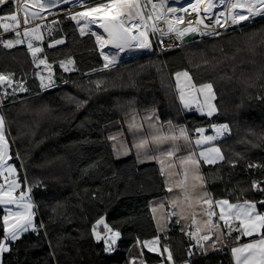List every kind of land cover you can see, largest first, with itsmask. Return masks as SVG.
<instances>
[{"label":"trees","instance_id":"16d2710c","mask_svg":"<svg viewBox=\"0 0 264 264\" xmlns=\"http://www.w3.org/2000/svg\"><path fill=\"white\" fill-rule=\"evenodd\" d=\"M13 12L15 6L7 5L0 17ZM58 12L53 22H46L53 29L42 45L44 58L54 67L55 86L44 90L34 79L28 83L30 93L3 103L13 154L23 160L16 163L21 183L33 189L38 224L46 230L23 234L11 243L10 253L0 255V263L235 264L231 248L247 241H237L236 232L228 237L229 247L206 254L195 248L192 230L181 231L169 211L170 230L159 233L151 205L168 193L164 177L155 163L139 165L134 156L116 160L106 127L149 110H157L164 123L186 125L193 137L200 129L212 133L227 124L231 135L219 141L225 161L202 164L210 193L214 200L253 203L264 214V17L215 38L200 37L163 56L154 44L149 54L105 68L94 36L81 34L74 11L63 7ZM4 33L0 27V74L36 77L28 47L7 49L3 41L12 35ZM154 38L150 34L151 43ZM68 60L74 61V72L59 65ZM183 70L197 85H213L216 116L182 108L173 77ZM3 217L0 209V242L5 238ZM101 218L120 233L114 244L104 225L96 224ZM151 241H158L159 253L147 248L145 242ZM135 244L142 246L141 260L129 257Z\"/></svg>","mask_w":264,"mask_h":264},{"label":"snow or ice","instance_id":"6c2138e0","mask_svg":"<svg viewBox=\"0 0 264 264\" xmlns=\"http://www.w3.org/2000/svg\"><path fill=\"white\" fill-rule=\"evenodd\" d=\"M70 0H45V2L41 3L40 0H36L35 6L40 8L41 10L46 7L54 6L56 3H68ZM6 3V0H0V5ZM151 4L152 11L147 14L145 17L142 9L147 8V5ZM204 4L203 12L208 16V19L213 20L216 25L219 27H224L227 23L228 19L231 20V24H238L240 21L249 20L250 17L262 16L264 17V0H195V3L189 4V8H191L192 12L197 13L199 17L200 14V5ZM217 7H221L222 10L220 12H214L213 10ZM164 8V2L161 0L159 5L152 3V0H147L146 4H141V0H99L98 3L95 4L94 7H91L85 11H81L76 13L72 18L77 19L80 18L85 21L84 27L81 28V34L84 33V28H87L89 24L97 23L96 17H100V27L107 33V39L104 38L103 35L95 34L96 40L101 46L105 44H111L112 47L119 49L120 51H124L126 47H131V41L137 40L138 37H144L143 40L139 41L140 47H149L147 43L146 37V29H147V21L153 19V15H155L156 20L164 19L167 23V29L169 32L176 31L177 36L182 38L186 33L196 31V28L187 27L184 29L174 28L173 23L165 16L162 9ZM20 11L24 13V24L27 25L29 23V12L27 5H23ZM177 11H187V9H175V8H167L168 13H176ZM225 13H227V17H225ZM210 14V15H209ZM32 18H36L40 16V12H32ZM224 17V23H221V18ZM177 21L182 22L183 17H173ZM4 20H10L12 23H2ZM197 23H203V18L198 19ZM188 24L191 25L192 21L189 20ZM0 27L3 28L5 32L9 30L19 29L20 24L18 20V16L16 12H13L9 16L0 17ZM143 27L145 31H139L138 34H133V29H140ZM205 27H209V25H205ZM156 25H152V31H157ZM36 29H32L33 33H36ZM25 36L29 35V30L27 28L24 29ZM207 35H220L219 32H208L205 33ZM16 35L19 36L20 32L16 31ZM37 40L40 39V36L37 34L35 36ZM255 34H253L250 39H254ZM16 43H22L21 40H17ZM57 43H62V41H57ZM261 43H264V39L261 40ZM6 47H12L13 42L9 40ZM28 48L32 50V55L35 57L37 52H40V48L33 49L32 43H28ZM103 54V53H102ZM104 59L106 61L104 67H114L116 64L117 57L112 55L111 57L108 55H104ZM70 62V61H69ZM40 63H45L44 60H40ZM67 70V69H65ZM183 75L189 78L187 72L177 73V77ZM12 77L10 75L5 76L0 74V85L11 86ZM99 87V85H97ZM195 91L198 93H202L205 95V102L209 104V112L208 115H212V113L216 110L215 106L210 103V100L215 99V94L213 92V85L211 83L203 84L197 87L195 84L190 85ZM20 90L24 91L23 86H20ZM184 99L183 94H181V100ZM185 107H188V104L185 103ZM150 120L151 117H148ZM135 118H133V121ZM3 117L0 116V170H3L7 167L9 173H14L15 169L11 166H6L5 159L7 157V145L4 140L3 133ZM130 128L133 131L139 130L138 126L133 124L130 125ZM228 130V125H222L216 129L217 134H221L223 131ZM203 132V129L198 130ZM180 136L184 139H187V135L183 129L180 130ZM115 139V137H113ZM149 139L151 143L155 144L158 148L164 144H167L169 141H176L178 137L176 135H168L157 132L153 134L150 138L145 137L135 146L137 148H144L148 145ZM215 139L213 136L204 137L205 141H211ZM201 140H197L196 144H201ZM176 147L173 146L171 149L167 151V155L169 157L175 154ZM211 151L217 153L219 159H224L223 155L220 154L219 148L211 149ZM201 156L205 154L201 152ZM207 159V157H205ZM191 162L193 164L197 163V161L193 160L191 156L186 158V160L182 161V163ZM208 162H212L209 160ZM185 177H187V171L184 173ZM15 187H18V184L15 180H12L8 185V190L5 191L3 185H0V204L4 205H14L17 204V200L12 196V191ZM171 191V189H169ZM21 200L24 198V193L20 194ZM204 203L209 206V210L206 212L207 216V225L209 227V235H204L202 237H197L196 233H191L193 239H196L197 244H200L201 240H209L211 239V235L215 234L213 232L214 229L219 228V224L213 222L212 217L216 215L213 211H211L212 201L210 199H205ZM216 205L220 208L218 220L223 221L224 228L227 229L226 235L231 236L233 231L240 233L235 239L239 240L241 237H258L256 239L250 240L248 243H244L239 247H233L231 252L235 258V264H264V214H261L256 210L255 204H251L245 201L244 204H230L227 200L224 201H216ZM22 207L25 209V212L14 213L11 214L15 217L14 220L10 222V216L5 215L3 217V230L5 232V241L7 240H16L20 233L27 232L29 228L32 226V213L28 211L32 206L31 204H23ZM155 211V209H154ZM238 222L235 225L234 223ZM97 225L103 224L104 228L108 233H111L110 243L114 244L117 237H119L120 233L118 231H113L108 227L106 223H104L103 218L96 222ZM199 231V229H197ZM93 233L96 235V238L99 240L100 234L96 232V226L93 227ZM220 235H225V233H221ZM217 241L220 239V236L216 237ZM158 241L145 242L146 244L156 243ZM105 243L108 244L109 240H105ZM202 247V245H201ZM212 247H216V242L214 241ZM8 247L6 243L0 242V253L8 251ZM152 250V249H150ZM164 251L168 253V259H172V254L167 247L164 248Z\"/></svg>","mask_w":264,"mask_h":264},{"label":"crops","instance_id":"0c3cea01","mask_svg":"<svg viewBox=\"0 0 264 264\" xmlns=\"http://www.w3.org/2000/svg\"><path fill=\"white\" fill-rule=\"evenodd\" d=\"M2 5H0L1 7ZM97 43V42H96ZM187 72L191 81L188 77L180 75L177 77V73ZM174 77V85L178 95L179 102L182 108L188 112H196L202 116H207L213 118L218 114L217 107V94L213 87V92L215 94V99L210 100V103L215 106V111L212 115H208L209 104L205 102V95L195 91L190 85H197L191 74L187 70L177 72ZM181 94H183L184 99L181 100ZM185 103L188 107H185ZM148 117H151L149 120ZM133 118L135 120L133 121ZM135 123L139 130L133 131L130 125ZM183 129L187 135V139L180 136V130ZM108 131L109 140L111 142L113 155L116 160L121 161L128 159L130 157H135L139 165H146L155 163L158 165L163 177L165 185L168 189L166 196L159 198L152 202V212L158 231L161 235L167 234L170 230V212L174 211L177 221L180 224V229L183 232L192 230V233H196L197 237H202L204 235H209V227L206 223L207 216L206 212L209 210V206L204 203L205 199H210L213 203L211 206V211L216 213L212 217L213 222L219 224V228L214 229L215 234L211 235L209 240L202 241V252L206 254H211L219 250L226 249L229 247V238L231 236L226 235L227 229L224 228L223 221L218 220L220 208L216 205V201H224L228 199L214 200L212 194L210 193L207 180L205 178L202 164L207 165H217L225 161V156L220 146V139L217 134L216 127L212 129V133L207 132L204 129L203 132H199L197 136L193 137L190 130L186 125H174L173 123H164L161 120L160 114L157 110H149L145 112H135L126 116L122 121L114 122L106 127ZM160 132L162 134L176 135L178 139L176 141H169L164 144L158 150L157 146L149 143L144 148H137L135 145L139 143L145 137H151L153 134ZM213 136L215 139L211 141H205L204 137ZM115 137V139H113ZM201 140V144L197 145L196 141ZM173 146L176 147L175 154L169 157L166 153ZM219 148L220 154L223 155L224 159H219L217 153L211 151V149ZM201 152L205 155L201 156ZM189 156L197 163L193 164L191 162L182 163ZM207 157V159H205ZM211 160L212 162H208ZM187 171V177L184 173ZM171 189V191H169ZM244 204V203H236ZM253 204V203H251ZM256 206V205H255ZM155 209V211H154ZM238 222L234 223L235 225ZM199 229V231H197ZM232 232V236L234 234ZM225 233V235H220ZM234 236L236 238L240 233ZM220 236L217 241L216 237ZM242 238V237H241ZM241 238L237 241L240 242ZM247 241L235 244L233 247H239L244 243H248L252 239L258 237H245ZM196 241V239H195ZM216 242V247L213 248V242ZM147 248L154 253H159V243L146 244ZM232 247V248H233ZM231 248V249H232ZM232 253V252H231ZM233 256V254H232ZM129 257L131 259H143L144 254L142 246L140 244H135L132 246L129 252ZM235 262V258L233 256ZM182 264H191L189 262H184Z\"/></svg>","mask_w":264,"mask_h":264},{"label":"rangeland","instance_id":"374dc122","mask_svg":"<svg viewBox=\"0 0 264 264\" xmlns=\"http://www.w3.org/2000/svg\"><path fill=\"white\" fill-rule=\"evenodd\" d=\"M7 1V0H6ZM28 1H31L33 3L36 4V0H27V2H24L23 5H27L28 7V12H29V24H36L38 22H41V21H44L46 20V22L48 20H51L53 22V19L55 20V18L60 14L59 12L57 13V11L60 9V8H63V7H69L72 11H74V14L78 13V12H81V11H85L91 7H94L96 3L99 2V0H71L70 2L68 3H56L54 6H51V7H46L45 9L41 10L40 8H34V5L31 3V2H28ZM173 1H179L180 2V6H184L186 2H195V0H163L164 2V8L162 9V11L164 12L165 16H167L168 12H167V8H169L170 6L173 7L175 5H173ZM41 3L45 2V0H40ZM147 3V0H141V4H146ZM152 3H155L157 5H159L161 3V0H152ZM13 4L15 6V9H16V13L18 14V10H17V7L19 6L20 7V0H8L7 3L3 6L0 7V10L7 6V5H11ZM205 5L204 4H201L200 5V8H204ZM145 17H147V14L150 13L152 11V8H151V4H148L147 5V8L145 9H142ZM32 12H40V16L39 17H36V18H32L31 16V13ZM23 13V11H22ZM24 14V13H23ZM168 19L173 23L174 25V28L175 27V24H174V21H173V18H170L171 16H167ZM262 16H255V17H251L249 20L239 24V25H236L234 27H238L242 24H245L247 22H250V21H253L257 18H261ZM51 22V23H52ZM2 23H12V21L10 20H5L3 21ZM79 24V28H80V31H81V28L84 27V24H85V21L78 18V22ZM155 24L157 29V31H152V25ZM234 27H230V28H227V29H224V30H220V31H216V32H219V33H223L231 28H234ZM29 30V35L28 36H25L23 33H24V30H18V29H14V30H9L7 32L4 33V35H12L10 39H4L3 41V45L5 46L6 43L11 40L13 42V46L12 47H6L7 49H13V48H16V47H19V46H26L28 47V43H32L33 45V49L35 48H40L41 51L40 52H37L35 57L32 55V50L28 48L31 56L33 57L34 59V62H35V66L38 68L37 69V72H36V77L34 76H21V77H17L15 75V73H4L3 75L5 76H8L10 75L12 77V84L11 86H7V84L5 83L4 85H0V100L2 103L6 102V101H9L10 99L12 98H17L19 96H22V95H26L28 93L31 92V90L29 89V81H32L34 79H36V81L39 83V85L44 89V90H48V89H51L55 86L56 84V77H55V71H54V67L53 65L49 64L47 62V60L44 58L43 54H44V48H43V43L45 42V38L46 36L48 35L47 33L50 32V30L53 29V24H48V23H44L43 25H39V24H36L34 26H31L29 28H27ZM32 29H36V33H33L32 32ZM16 31H19L20 32V35L17 36L16 35ZM147 35L149 37V48L147 50H140V51H131L130 52V55L128 56V58L126 60H124V62L122 61V63H119V64H116L117 66L118 65H121L131 59H134V58H138V57H142L146 54H149L151 52H153V49H154V44H158L160 45V42L162 39H170L172 38L173 36H176L177 33L176 31H172V32H169L168 29H167V23L165 22V20L162 18L160 20H156L155 18V15H153V19L152 20H149L147 21ZM88 33V34H92L88 27L87 28H84V33ZM155 34L156 35V40L154 38V43H151V39H150V34ZM39 35L40 36V39L37 40L35 38L36 35ZM3 35V36H4ZM94 36V38L96 39L95 35L92 34ZM218 35H202L201 38H215L217 37ZM0 38H2V35L0 36ZM17 40H21L22 43H16ZM97 42V41H96ZM52 45H56V43H52ZM97 46H98V49H99V45H98V42H97ZM100 52V50H99ZM40 60H44L45 63L41 64L40 63ZM70 61V62H69ZM61 67H63L64 69H67L66 71L67 72H74L75 71V63L73 60H68V61H62L60 64H59ZM115 65V66H116ZM114 66V67H115ZM20 86H23V88L25 89L24 91H21L20 90ZM101 86V85H100ZM99 86V88H100ZM0 116L3 117V120H4V124H3V129L5 128L6 124V116L3 113L0 112ZM6 118V120H5ZM227 125V124H225ZM222 126V125H220ZM220 126H216V129L219 128ZM8 132H11V129L9 127V124H8V121H7V126H6ZM229 135H231V130L230 128L228 127V130L227 131H223L221 133L219 137L220 140L222 139H225L226 137H228ZM8 136V135H6ZM11 136L12 137H9V140L11 142H14V138H13V134L11 132ZM21 157V155H20ZM17 162L9 165L11 167H13L15 169V172L14 173H9V171L6 169V172H2V179L0 181V185H3V188L4 190L6 189V187H8V182L12 180H15L18 184V187H15L14 188V192L18 193L19 195L21 193H24V199H27L29 198L30 196V193H29V186L28 188L25 190L24 186L22 185L21 183V179H20V174H19V171H18V168H17V165H16ZM21 164L23 163V160H22V157H21ZM26 201V200H25ZM29 201H26L27 204ZM10 213V214H9ZM12 213L11 212H4V216L5 215H9L10 216V222L12 220L15 219V217L13 215H11ZM111 236H107V239H110Z\"/></svg>","mask_w":264,"mask_h":264},{"label":"bare ground","instance_id":"6f19581e","mask_svg":"<svg viewBox=\"0 0 264 264\" xmlns=\"http://www.w3.org/2000/svg\"><path fill=\"white\" fill-rule=\"evenodd\" d=\"M7 1H6V3H7ZM24 2H27V0H20V7H19L20 9L22 8ZM28 2H31V1H28ZM31 3L34 5V8H38L35 6V3H33V2H31ZM193 3H195V2H186L184 6H180L181 4L179 1H173V5H175V6H173V7L170 6L171 8H175L177 10L187 9V11H177L176 13H168L167 14V16H171L170 18L180 17V16H182L184 18L182 22L177 21L176 19L173 18L175 27L177 29H184L186 27H193V28L197 29L195 32H198L201 35H207L205 33L224 30V29L234 27L236 25H239V24L247 21V20L240 21L238 24L233 25V24H231V20L228 19V21L224 27H219L218 25H216L214 23L213 20L208 19V16L203 12L202 8H200L201 11H200L199 17L197 16V13L192 12L191 8H189V4H193ZM221 10H222L221 7H217L213 11L214 12H220ZM227 15L228 14L225 13V17H227ZM200 18H203V23H197L198 19H200ZM96 19L98 21L97 23L89 24V26H88L89 31L92 34L95 33V34L103 35L104 38L107 39V33H105L104 30L100 27V22H102V21H100V17H96ZM189 20L192 21L191 25L188 24ZM221 23H224V17L221 18ZM205 25H209V27H205ZM139 31H145V29L143 27H141L140 29H133V34H138ZM95 37H96V35H95ZM146 37H147V43L149 44V37L147 35V31H146ZM143 39H144V37H138L137 40L131 41L132 46L126 47L124 51H120L119 49L112 47L111 44H105V45L101 46V44L98 43L100 54H101V57L103 59V62L106 63V61L104 59V55H108L110 57L112 55H115L117 57L116 64H119V63H122V61L124 62V60H126L128 58L131 51L147 50L149 47L144 48V47L138 46L139 41L143 40ZM171 42H173L172 39H171Z\"/></svg>","mask_w":264,"mask_h":264},{"label":"built area","instance_id":"2783aa9c","mask_svg":"<svg viewBox=\"0 0 264 264\" xmlns=\"http://www.w3.org/2000/svg\"><path fill=\"white\" fill-rule=\"evenodd\" d=\"M17 10H18L17 11L18 12L17 16H18V20H19V24H20V27H19L18 30H24L25 28H29V27L34 26L36 24L43 25L44 23H46V20H44V21L38 22L36 24H29L28 23L27 25H25L24 24V14L22 13V11H20L19 6L17 7ZM171 39L173 40V42H171ZM184 44L185 43L183 42V40L181 38H179L177 35L173 36L170 39H165V40L162 39L161 42H160L159 48H158V53H159L160 56H163L166 51H170L172 49L180 48ZM100 89H103V86H100ZM0 112L1 113L4 112V114H5V105H3V103L0 105ZM5 120H6V118H5ZM5 124L7 126V120H6ZM6 126L3 129L4 140L6 141V145H7V157L5 159V164H6V166H9V165H11V164H13L15 162H21V157H20V154L18 152L15 155L13 154L14 142H11L9 140V137H12V136H11V132L7 133L8 130H7ZM6 135H8V136H6ZM6 169H7V167H5L3 170H0V181L2 179L1 178L2 177V172H6ZM9 183H11V181H9L8 184ZM42 188H43V190L46 189L45 186H43ZM26 189L27 188H25V190ZM7 190H8V187H6L5 191H7ZM28 190H29L30 196L27 199L23 198V200H21V196L18 193L12 191V196L16 198L18 203L14 204V205L0 204V209L3 212H11L12 214L17 213V212L23 213V212H25V209L22 207V205L23 204H27L26 201H29L28 203L31 204L32 207L28 211H30L32 213V222L33 223H32V226L29 228V230L27 232H29V231H45L46 229H45L44 225H39L38 224V221L40 219V208H39L38 203L36 201L34 191H33V189L30 186H29ZM27 232L20 233L18 238L21 237L23 234H25ZM16 240H10L9 239V240L5 241V239H4L3 242L6 243V245H7L9 250L6 251V252L0 253V255H3L5 253L6 254L10 253V251H11V243L15 242ZM201 245H202V241L200 242V244H197V242H196L194 246H195V248L198 251H202L203 247H201ZM156 264H158V263H156Z\"/></svg>","mask_w":264,"mask_h":264},{"label":"water","instance_id":"95a60500","mask_svg":"<svg viewBox=\"0 0 264 264\" xmlns=\"http://www.w3.org/2000/svg\"><path fill=\"white\" fill-rule=\"evenodd\" d=\"M201 36L202 35L199 34L198 32L193 31V32L186 33L181 39L183 40L184 43H189V42H192V41L199 39ZM95 41H96V39H95Z\"/></svg>","mask_w":264,"mask_h":264},{"label":"clouds","instance_id":"9594fccd","mask_svg":"<svg viewBox=\"0 0 264 264\" xmlns=\"http://www.w3.org/2000/svg\"><path fill=\"white\" fill-rule=\"evenodd\" d=\"M3 8H4V7H3ZM3 8H2V9H3Z\"/></svg>","mask_w":264,"mask_h":264}]
</instances>
